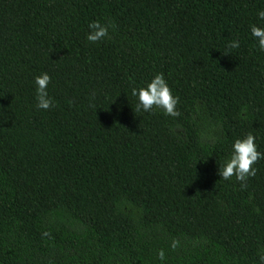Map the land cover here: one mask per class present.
I'll use <instances>...</instances> for the list:
<instances>
[{
  "label": "trees",
  "instance_id": "obj_1",
  "mask_svg": "<svg viewBox=\"0 0 264 264\" xmlns=\"http://www.w3.org/2000/svg\"><path fill=\"white\" fill-rule=\"evenodd\" d=\"M260 9L0 0V264H164L161 249L166 264H259L264 159L243 189L217 170L249 132L264 153ZM93 21L115 25L95 44ZM44 72L54 106L39 110ZM157 73L174 117L135 111L131 89Z\"/></svg>",
  "mask_w": 264,
  "mask_h": 264
},
{
  "label": "clouds",
  "instance_id": "obj_2",
  "mask_svg": "<svg viewBox=\"0 0 264 264\" xmlns=\"http://www.w3.org/2000/svg\"><path fill=\"white\" fill-rule=\"evenodd\" d=\"M257 19L264 22V9H260L256 13ZM115 25L101 24L99 21H93L88 24V33L86 40L89 43H97L103 41L108 36L109 28ZM250 36L256 42L258 49L264 52V27L257 24L249 25ZM229 48L236 49L240 46L239 40H232ZM51 77L44 72L34 77L35 86V107L39 110H48L54 106L52 98L48 94V85ZM131 95L135 98V111L150 113L154 110H160L165 116H176V106L179 98L175 96L169 87L162 73L155 74L150 81L145 82L142 86L133 87ZM256 137L251 133H247L242 138H236L231 144V150L228 157L218 165L217 174L223 180H229L233 176L241 182V188L245 187L246 180L255 176L256 168L254 165L261 159H264V153L258 151L255 143ZM47 235V233H45ZM178 242L173 240L171 248L175 249ZM259 255V264H264V251ZM157 258L166 264V256L163 249L157 252Z\"/></svg>",
  "mask_w": 264,
  "mask_h": 264
}]
</instances>
